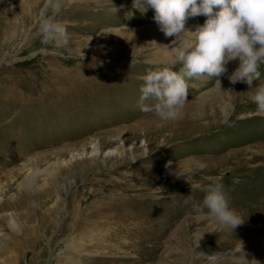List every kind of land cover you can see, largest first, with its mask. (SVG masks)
I'll use <instances>...</instances> for the list:
<instances>
[{"label": "rangeland", "instance_id": "rangeland-1", "mask_svg": "<svg viewBox=\"0 0 264 264\" xmlns=\"http://www.w3.org/2000/svg\"><path fill=\"white\" fill-rule=\"evenodd\" d=\"M44 2L0 0V264H264V116L249 99L264 64L251 86L186 78L181 116L162 121L140 110V77L182 65L159 62L154 9L65 0L54 47ZM217 182L235 229L194 211ZM143 213L147 237L164 224L158 244L133 232Z\"/></svg>", "mask_w": 264, "mask_h": 264}, {"label": "clouds", "instance_id": "clouds-1", "mask_svg": "<svg viewBox=\"0 0 264 264\" xmlns=\"http://www.w3.org/2000/svg\"><path fill=\"white\" fill-rule=\"evenodd\" d=\"M64 3L65 0L44 2L45 12L52 13L42 16L38 24V35L45 45L63 46L66 30L55 17ZM146 6L154 9V20L164 35L175 36L174 44L179 41L172 65L179 63L182 68L176 72L163 67L140 77L143 83L138 105L142 112L162 121L178 119L188 100L186 78L207 76L221 85L220 77L227 73L226 65L231 61H239L228 77L231 83L251 86L254 80H260L259 68L264 64V0H133V7L142 12ZM201 15L206 17L204 24L195 31L186 30V21ZM249 99L256 105V114L264 116V83L255 87ZM148 100L154 103H145ZM203 191L202 204L194 205L197 214L214 220L218 227L235 229L243 223L230 207L222 183L209 184Z\"/></svg>", "mask_w": 264, "mask_h": 264}, {"label": "bare ground", "instance_id": "bare-ground-1", "mask_svg": "<svg viewBox=\"0 0 264 264\" xmlns=\"http://www.w3.org/2000/svg\"><path fill=\"white\" fill-rule=\"evenodd\" d=\"M204 18L203 19H201L200 18V20H190L189 22H190V24H192V23H195V22H198V24H194V25H190V27H185L186 28V30H189V31H195L196 30V28L198 27V26H200V25H203L204 24V22H205V16H203ZM154 32L157 34V36H160V37H158L161 41H162V47H163V49H164V57H162V60H158L159 62H161L162 61V63H164V64H171L172 63V60H173V55H174V51H175V48L174 47H178L179 46V41H177L175 44L173 43V41H175L176 40V37L175 36H173V37H167V36H165L164 35V33L160 30V28H159V26L157 25V26H155V28H154ZM184 38H186V37H181V39H184ZM239 66V61L238 60H236V61H231V62H229L227 65H226V67H227V69H228V71H227V73L226 74H224L223 76L225 77L222 81H221V83H222V85H229V84H232V86L234 85L235 86V84H233V83H231V81L229 80V76L236 70V68ZM221 109H222V111L224 112V115H225V117L226 116H228V110L229 109H231V107H230V104L229 103H227V102H223L222 103V105H221ZM222 112V113H223ZM230 112V111H229ZM255 158V157H254ZM71 183H69V182H66L64 185H63V189H62V191L63 192H67V190H68V185H70ZM154 214H156V211H155V213ZM80 215H82V211H80L78 214H77V216H80ZM151 215V213H147V214H145V213H143L142 215H140V216H138L137 215V219H139V228H136V230L135 231H133L134 233H135V235H140L141 236V238L140 239H147V240H149V241H154L156 244H158L159 243V239L162 237V236H164V233H163V231H162V229H163V227H164V224H163V222H158V220H155L156 222H158V223H160V226H159V228L155 231L156 233H159L158 234V238H156V239H152V238H150V237H147V235H146V233H145V228H143L142 226L146 223V217L147 216H150ZM151 217V216H150ZM159 218H160V216H159ZM142 219V220H141ZM244 226V225H243ZM130 232H132V231H130ZM148 234V233H147ZM77 238V237H76ZM75 238V236L74 237H72L70 240H69V245L68 246H72L73 245V243H74V241L75 240H77ZM81 239V238H80ZM80 241H82V240H80ZM83 243V242H82ZM264 243V242H263ZM80 247V246H79ZM87 254V253H86ZM89 254V253H88ZM96 253L94 252V255H95ZM98 254V253H97Z\"/></svg>", "mask_w": 264, "mask_h": 264}]
</instances>
